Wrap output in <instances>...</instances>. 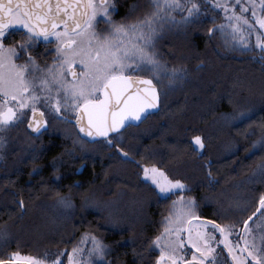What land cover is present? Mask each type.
Segmentation results:
<instances>
[{
  "label": "trees",
  "instance_id": "1",
  "mask_svg": "<svg viewBox=\"0 0 264 264\" xmlns=\"http://www.w3.org/2000/svg\"><path fill=\"white\" fill-rule=\"evenodd\" d=\"M201 23H194L193 38L177 35L174 40L181 72L176 84L165 83L167 78L161 84V110L124 132L133 160L123 159L110 144L109 156L100 147L87 154L67 153L63 162H53L43 172L66 179L19 186L25 211L15 204L12 192L3 193L0 234L7 236L0 240V259H10L8 254L16 249L42 257L68 255L73 247L89 252L93 245L78 244L92 237L106 246L102 259L95 256L98 264H109L111 258L134 264L143 254L148 256L178 195L162 198L142 177L145 166L161 168L186 184L184 192L193 195L203 220L222 224L240 217L242 223L256 212L264 196V170L259 167L264 164V148L258 143L264 140V53L246 31L242 35L247 45L231 34L205 37ZM164 42L170 47V39ZM171 56L162 53V62H170ZM240 112L245 117L234 119ZM195 136L202 138L204 148L195 144ZM84 158L109 159V165L81 167ZM3 173L26 175L28 168L11 166ZM75 175L95 179L76 181ZM46 191L49 196L36 197ZM30 207L63 209L35 212ZM40 217L48 220V228L37 224ZM38 232L42 233L37 236ZM84 255L91 258L86 251Z\"/></svg>",
  "mask_w": 264,
  "mask_h": 264
},
{
  "label": "snow or ice",
  "instance_id": "2",
  "mask_svg": "<svg viewBox=\"0 0 264 264\" xmlns=\"http://www.w3.org/2000/svg\"><path fill=\"white\" fill-rule=\"evenodd\" d=\"M151 9L134 21H115L111 15L116 10L113 0H83L80 15L71 14V24L66 19H61L63 30L58 31L55 16L51 21V29L46 26L48 14L53 7L59 12L60 5L55 6L48 0H0V131L22 123L28 111L32 113V119L28 121V127L37 132L47 123L46 120H37L36 114L41 117L44 112L38 105L46 108L54 115V118L70 122L73 117L81 132L88 136L109 137L110 133H116L122 139L120 130L133 121L146 119L149 110L159 104L160 91L157 83H168L181 72V69H169L158 58L156 40L165 23H189L191 18L199 14L200 5L191 0V6L181 3V0H149ZM79 6V4H78ZM215 7L223 9L226 13V24L214 25L223 32L226 28L231 30L233 39L239 37L241 43L247 45L248 41L241 33L246 29H252L255 24L250 22L243 13L251 8L255 23L264 29V16H257L255 0H247V6H237L241 11L237 13L236 6L228 3L214 2ZM261 8H264V0H260ZM67 4L65 5V8ZM133 8L136 5L132 6ZM231 11V14H227ZM46 10V11H45ZM186 11L180 20L172 14L174 11ZM100 16L108 26L105 30H97V17ZM45 21V23H41ZM14 26H21L26 30L24 37L17 44L6 45L4 40L6 33ZM209 32L212 31L210 28ZM56 38V56L52 63L41 65L38 63L29 49L41 37ZM256 46L264 53V39L261 34L256 35ZM21 53L26 56L22 62H18ZM264 59V56L261 57ZM80 71L76 70V67ZM134 73H147V75H134ZM154 80L156 81L154 83ZM87 116L86 123L83 120ZM245 113H237L234 119L244 118ZM3 138L0 137V142ZM199 148H204V142L200 136L193 137ZM108 143L113 145V140ZM264 148V140L259 141ZM117 150L124 156L125 152L119 144H114ZM264 170V164L259 165ZM144 175L151 179L158 189V194L167 199L169 195H175L177 191L183 192L188 186L180 180H172L160 168L152 166L144 167ZM66 206L70 202L65 201ZM23 207V201H20ZM196 201L193 197H185L183 194L172 200L169 215L164 218L165 227L160 235L153 238L152 244L159 251L155 264H216V254L213 243V233L206 231L210 225L213 230L225 237L223 243L235 264H264V232L259 236L253 235L248 239L243 237V247L239 249L242 255L234 253L232 245L227 240L232 226L217 224L214 220H200L197 230L193 234L192 227H185L190 221L195 220L194 215ZM260 207L243 221L245 234L252 233L249 221L261 213L264 209V196L260 197ZM264 216V213H261ZM264 223V221H262ZM259 228L260 225L258 224ZM187 231V237L182 238V233ZM7 234H0V240L6 239ZM93 248L89 250V257L105 256V245L92 237ZM259 241V242H257ZM191 245L195 249L191 253V259H186L185 245ZM78 247H73L72 254L68 256L69 264H79L74 260V255L81 253ZM10 259H0V264H14L20 253L8 254ZM60 255L53 259H39L36 257H23L27 264H63Z\"/></svg>",
  "mask_w": 264,
  "mask_h": 264
},
{
  "label": "flooded vegetation",
  "instance_id": "3",
  "mask_svg": "<svg viewBox=\"0 0 264 264\" xmlns=\"http://www.w3.org/2000/svg\"><path fill=\"white\" fill-rule=\"evenodd\" d=\"M196 3L200 5V11L198 15H195L193 18H191V22L185 24L183 22L181 23H165L162 30L159 32L157 40H156V49L158 53V58L162 61V53L163 54H171V61L165 63L166 66L171 69L173 67L178 68L175 60L176 56V44L174 40H176L177 35L183 37L187 36L190 38H193L194 36V23H201L202 30L207 36H213L215 33L217 34L218 38H224L227 35L231 34V30L225 29L223 32L218 30L214 25H220V24H226V13L223 9L219 7L214 6V2L216 4L219 3H228L231 9V6H236L235 10L237 13H240L241 8L240 6H237V0H195ZM113 3L115 4L116 10L111 13L113 19L115 21H122V18H126V21H134L138 18H142L145 12L149 11L151 9V5L149 0H113ZM181 3L187 5L188 7L191 6V0H181ZM240 4H243L247 6V0H239ZM258 3H260V0H255V5L257 6ZM136 5L135 8L132 6ZM229 9V12L227 14H231V11ZM177 20H180L181 15H186V11L182 12L180 10H176L172 13ZM248 19L251 21L252 18V11L251 8L245 13ZM209 23H212L211 26L207 25ZM197 26H199L197 24ZM107 25L104 23V20L98 16L97 17V30H105L107 29ZM212 29L211 32H209V29ZM58 31L63 30V25L57 28ZM203 31H200L203 33ZM26 30L23 29L21 26H14L13 28H10L8 32L6 33V38L4 40V43L6 45H12L17 44L21 41V39L24 37ZM228 33V34H227ZM242 35V33H241ZM252 36V35H251ZM239 39V37H237ZM170 39V47H168L169 42H164V40ZM255 44H256V39ZM56 38L54 36L48 37L47 40H45L43 37H41L38 41L35 42L32 48L29 49V52L36 57L38 63L41 65L50 64L52 63L53 58L56 56L55 47H56ZM258 47V46H257ZM26 59V56L21 53L20 60L18 62H22ZM76 67V66H74ZM77 71H80L78 67H76ZM134 75H147V73H134ZM177 77L174 79V82L171 83V85L176 84ZM156 81L154 80V83ZM165 83H168V80H165ZM162 83H157L158 90L160 91V97H161V90L160 86ZM40 107V110L44 112V116L41 117L39 113L36 114L37 120H46L47 123V129H43L41 127L39 134L35 135L31 131V129L28 127V121L32 119V113L30 111L27 112L26 118L23 120L22 123H18L16 126L8 128L6 130L0 131V137L3 138L2 142H0V199L4 196L3 193L5 191L12 192V195L15 200V204H18L20 209L22 211L26 210L25 203L22 199H20V196H22V192L17 193V189L19 186H33L34 181H49L51 180H58L62 181L66 179L65 175H43L44 167L50 168L51 165H55L56 161L63 162L65 159V156L67 153H75L80 154L84 151L85 154H87L88 150L90 149H96L97 147L102 148L103 150L108 151L109 156V143L108 140H113L114 144H119L121 148H123L126 151V144L128 141V136L125 132L126 129L135 130L133 127H140L143 122L147 119H150L152 117H155L157 113L150 114L144 121H142L139 125L130 124L127 126L123 131H120V135L122 136V139L117 137V134L110 135L107 138L104 139H97L95 141H89L85 138H83L78 130L77 125L74 122V117L70 122H66L61 119L54 118V115L50 113L46 108L38 105ZM161 110V109H160ZM45 125V124H44ZM43 125V126H44ZM116 152L117 148L114 146ZM119 154V153H118ZM120 155V154H119ZM121 156V155H120ZM122 157V156H121ZM133 160V159H128ZM90 163L91 166H97V165H109V159L102 160V161H93L91 162L90 159H82L81 162H79V165L81 167L83 165H87ZM13 167L17 170V167H24L26 166L28 168V174L26 175H19V174H10V173H3L8 169V167ZM36 172H39V174H36ZM69 178V177H67ZM73 180L79 181V180H93L95 179V175H92L91 177L83 176V175H75L72 177ZM43 196H36V197H44L49 196V191L43 192ZM183 194L185 197H193L192 194L188 192H176L175 195H181ZM34 195V194H33ZM36 195V194H35ZM20 201H23V207L20 205ZM57 211L59 212L63 208L60 207H30V210L35 212H47L49 210ZM196 211V214L198 215L199 220H203L206 218L202 214L203 210L201 208L194 209ZM261 213H264V209L261 210ZM259 213L256 215L252 220L249 221V226L252 228V233L245 234L244 232V224L241 223V218L238 217V219H226L225 221L221 222L224 226H232L230 228V234L227 237V240L233 247V251L236 255L240 256L242 255L239 251L241 247H243L244 239L243 237L247 235L248 239H252L253 235L259 236L261 232H264V216ZM260 225L258 228L257 225ZM190 226L189 224L186 226V228ZM165 227V224L163 227H160L159 232L154 236L160 235ZM197 226H192L193 234L196 232ZM207 232L213 233L215 236V240L219 241L220 243H213V247L215 248V254H216V264H235V261L232 260L231 256L232 254L228 252L227 246L223 243L225 237L219 232V230H213V228L209 225L206 229ZM187 237V231L182 233V238ZM153 240V239H152ZM85 244H84V243ZM259 242V241H257ZM83 243L84 245H93V241L86 240V241H79L80 245ZM79 248V247H78ZM87 253L88 251L85 250ZM84 251V252H85ZM195 251V249L191 248V245H185V258L191 259V253ZM15 252L20 253V258H16L14 260V264H27V261L23 259V257L31 256L29 254L23 253L22 251L16 249ZM84 252L77 253L74 255V260L79 261V264H98L95 256H92L91 258H88L87 255H84ZM148 256L143 254L140 259H138V262L136 261L134 264H155L156 258L160 255L159 251L155 248V246L152 244L151 249H149ZM72 254V250H69V254L61 256V259L63 261V264H69L68 262V256ZM36 257L39 259H46L51 260L55 256H31ZM146 259V260H145ZM147 261V262H146ZM109 264H128V263H121L116 262L113 258L109 259ZM193 264H196V262H193ZM249 264H254V262H249Z\"/></svg>",
  "mask_w": 264,
  "mask_h": 264
},
{
  "label": "water",
  "instance_id": "4",
  "mask_svg": "<svg viewBox=\"0 0 264 264\" xmlns=\"http://www.w3.org/2000/svg\"><path fill=\"white\" fill-rule=\"evenodd\" d=\"M31 2H32V3H36V0H31ZM48 3L51 4V5H53V6L59 4V5H60V9H61L59 12H57L56 9H55V7H53L52 12L48 14V18H47L46 26H47L49 29H51V26H52V25H51V21H52V19H53V16H55V23H56L57 28H58V27H60L61 25H63V24L60 22L61 19H66V20H68L69 23L71 24V19H70V17H71V14L73 13V11L75 10V15H76V16H79V15H80V10H81V8L83 7V0H48ZM66 4H67V7L65 8V5H66ZM78 4H79V6H78ZM45 11H46V10H45ZM41 23L43 24V23H45V21H41ZM157 88H158V87H157ZM160 109H161V97H160L159 104L157 105V107L154 108V109H150L149 112H150V114L157 113V112L160 111ZM150 114H149V115H150ZM149 115H148V116H149ZM148 116H147V117H148ZM83 120H84V122L86 123V121H87V116H86V115L83 117ZM144 120H145V119L140 120V121H133V122L130 123V124L139 125V124H140L142 121H144ZM74 122H75V120H74ZM130 124H127V125H126L125 127H123L120 131H123V130H124L127 126H129ZM30 129H31V131L33 132V134H35V135L39 134V132H37L34 128H30ZM43 129H47V125H46V124L43 126ZM77 130H78L79 134H80L83 138H85V139H87V140H89V141H95V140H97V139H104V138H106V137H102V136H95V137H93V136H88L86 132H81L78 126H77ZM113 134H116V133H110L109 136H110V135H113ZM117 151H118V150H117ZM125 152H127V151H125ZM118 153L122 156L123 159H133V157L130 156V155H128V156H124V155H122L119 151H118ZM127 153H128V152H127ZM197 217H198V215H197ZM198 218H199V217H198Z\"/></svg>",
  "mask_w": 264,
  "mask_h": 264
},
{
  "label": "rangeland",
  "instance_id": "5",
  "mask_svg": "<svg viewBox=\"0 0 264 264\" xmlns=\"http://www.w3.org/2000/svg\"><path fill=\"white\" fill-rule=\"evenodd\" d=\"M255 11H256V14H257V16H264V8H261V6H260V3H258V5L255 7ZM245 15V14H244ZM252 20L250 21V22H252L253 24H255V27L254 28H252V29H246L245 31H246V34H247V36H250V35H252V37H254V38H256V35L259 33V34H261V38L262 39H264V29H262V28H260V26H259V24H256L255 23V20H256V18L255 17H253L252 16ZM259 48V47H258ZM147 167H149V168H151L152 166H147ZM161 169V168H160ZM163 170V169H162ZM164 171V170H163ZM165 172V171H164ZM142 177L146 180V181H149L151 184H153L152 183V181H151V179H149L148 177H145V175H144V167H143V169H142ZM169 177V176H168ZM170 178V177H169ZM171 179V178H170ZM172 180H175V179H172ZM154 185V184H153ZM155 186V185H154ZM156 187V186H155ZM184 191V190H183ZM177 192H180V191H177ZM194 215H195V217H196V219L195 220H192V221H190L188 224L192 227H196L198 224H199V219L197 218V214H196V211H194ZM38 222H37V224H39L41 227H44L45 229L46 228H48V220H46L45 218H43V217H40V220H37ZM52 223V222H51ZM34 224H36V223H34ZM53 224V223H52ZM188 224H186L185 225V227L188 225ZM37 229H39V226H38V228ZM22 232V231H21ZM27 232H29V233H33V231H27ZM42 232H38V234H37V236L38 235H40ZM36 236V235H35ZM38 239H41V238H38ZM81 254H82V252H81Z\"/></svg>",
  "mask_w": 264,
  "mask_h": 264
}]
</instances>
